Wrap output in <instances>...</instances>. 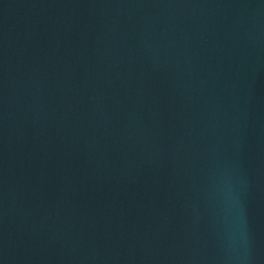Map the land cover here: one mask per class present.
I'll return each mask as SVG.
<instances>
[{
	"label": "water",
	"instance_id": "1",
	"mask_svg": "<svg viewBox=\"0 0 264 264\" xmlns=\"http://www.w3.org/2000/svg\"><path fill=\"white\" fill-rule=\"evenodd\" d=\"M0 264H264V0H0Z\"/></svg>",
	"mask_w": 264,
	"mask_h": 264
},
{
	"label": "clouds",
	"instance_id": "2",
	"mask_svg": "<svg viewBox=\"0 0 264 264\" xmlns=\"http://www.w3.org/2000/svg\"><path fill=\"white\" fill-rule=\"evenodd\" d=\"M234 206H235L234 198L231 197L226 198L222 208L226 228L230 223V218L232 216ZM243 238H244L243 231L241 230V239Z\"/></svg>",
	"mask_w": 264,
	"mask_h": 264
}]
</instances>
